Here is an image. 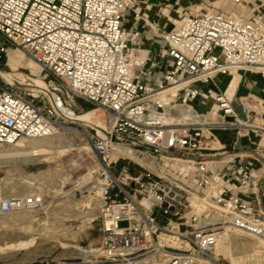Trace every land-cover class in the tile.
Listing matches in <instances>:
<instances>
[{
	"label": "built area",
	"instance_id": "2783aa9c",
	"mask_svg": "<svg viewBox=\"0 0 264 264\" xmlns=\"http://www.w3.org/2000/svg\"><path fill=\"white\" fill-rule=\"evenodd\" d=\"M159 1L161 13L175 7L180 17L168 31L149 23L137 0H0V58L19 49L39 66L0 78V144L57 133L86 140L103 202L101 253L89 264H225L215 253L224 234L264 241V206L241 195L264 175L256 178L252 158L217 148L210 131L254 134L264 153V117L246 99L239 113L223 91L202 89L217 74L264 76V11L246 19ZM145 28L159 40L156 58L135 56ZM77 100L92 108L76 111ZM214 103L221 113L210 112ZM96 111L103 120H93ZM84 112L92 114L80 119ZM42 202L0 195V215Z\"/></svg>",
	"mask_w": 264,
	"mask_h": 264
},
{
	"label": "rangeland",
	"instance_id": "374dc122",
	"mask_svg": "<svg viewBox=\"0 0 264 264\" xmlns=\"http://www.w3.org/2000/svg\"><path fill=\"white\" fill-rule=\"evenodd\" d=\"M187 2H189V12H193L194 4L202 6V0H187ZM241 4H244V1ZM205 8L209 10L219 8L223 11L237 12L239 5L232 4L230 0H224L223 3L215 7L206 6ZM260 11H264V0H251L250 4L240 10L239 13L244 18L249 19L256 16ZM164 65L165 63L161 67ZM11 69L15 70L16 68L10 66L9 57L3 56V59H0V78L9 80L8 73ZM158 70L160 68H157ZM17 71L28 74L27 68L24 67L18 68ZM24 74L23 77H25ZM74 108L76 111H81L91 109L92 105L77 100ZM92 118L94 121L103 120V112L96 111ZM53 136H55L54 141L56 140V143L68 141L70 144L62 147L63 151L59 154L45 156L46 159L42 163L30 161L23 163L14 157L0 156V186H3L4 193L9 194L7 188L12 184L18 185L23 182L27 185L25 190L29 191L28 194H40L43 199L41 206L37 209L0 215V264H89L93 257L88 258L74 254L69 246L76 245L82 248L98 249L101 245V205L89 209L82 202L85 196H88L89 199L101 200V194L95 193V190L90 188L93 187L94 182L102 183L100 178L96 176L98 160L81 135L57 133ZM23 141L26 142L27 139ZM1 146L0 150L5 149L2 144H0ZM40 173H45V175L41 178L39 176L40 180L37 183H28L30 177ZM28 175L29 177H26ZM12 192L16 194V190ZM74 203L75 205H73ZM78 212L84 214L71 216V214ZM37 220L38 224H35ZM43 221L47 225L45 226L46 229L42 227L45 225ZM40 223L41 228L47 232L39 228ZM119 224L123 226L125 222L122 221ZM25 225H34L31 227L32 229L34 227L33 232L30 231L31 228L27 231L29 236L35 238L33 243L26 247H9L10 244L16 243V241L10 240L12 239L13 228L16 229ZM41 230L45 231V235ZM244 237L251 240L250 236ZM56 240L59 242L57 246H55ZM261 242L264 243L262 240ZM219 256L225 260V264H232L233 260L237 264H264V255L253 251L232 260L222 255Z\"/></svg>",
	"mask_w": 264,
	"mask_h": 264
},
{
	"label": "crops",
	"instance_id": "0c3cea01",
	"mask_svg": "<svg viewBox=\"0 0 264 264\" xmlns=\"http://www.w3.org/2000/svg\"><path fill=\"white\" fill-rule=\"evenodd\" d=\"M138 7L141 12L148 13L149 23H154L158 26L160 32L168 31L172 24L178 23L179 14L176 12V8L169 10L167 12L161 13V1L159 0H137ZM196 1V0H193ZM211 2L213 4L211 5ZM251 0H244V4L239 5L237 12H240L245 6L249 5ZM145 3V4H144ZM187 0H181V6L179 7L180 12H189ZM221 4L219 0H209L208 6L215 7ZM146 5L151 7L150 10L145 9ZM193 12L198 10H209L208 8L202 7L198 4H194ZM191 12V11H190ZM172 22V23H171ZM158 38L154 36L150 29H143V37L141 39L139 52H144L147 56L151 58H156L158 54ZM158 65L155 69V77H160L162 75L164 64ZM157 68L160 70L157 71ZM236 77V78H235ZM234 81L232 93L230 99L232 100V105L237 112L242 111L241 102L243 99H246L247 102H244L246 108L248 104L251 106L250 109L259 111L264 117V76L255 71H246V72H235L232 75L230 74H217L211 83L202 87L204 91L207 89H213L215 91H223L226 96V91ZM247 103V105H246ZM195 106H199V102H195ZM253 107V108H252ZM212 133L215 135L218 146L223 151H234L237 152V155H240L243 160H248L249 157L252 158L253 163V172L255 173L256 178H260L264 175V164L260 165V160L255 159V155L258 154L264 158V153L260 149L256 148V143L258 137L254 134L250 135H238L235 130H213ZM242 197L247 200H253L256 203H259L264 206V184H260L256 189L254 187L249 188V193H241Z\"/></svg>",
	"mask_w": 264,
	"mask_h": 264
},
{
	"label": "bare ground",
	"instance_id": "6f19581e",
	"mask_svg": "<svg viewBox=\"0 0 264 264\" xmlns=\"http://www.w3.org/2000/svg\"><path fill=\"white\" fill-rule=\"evenodd\" d=\"M219 1L221 3L224 2V0H219ZM212 4L213 3H211V5ZM135 7H137V10L141 13V15L146 16L145 12L143 13L140 11L138 5H135ZM145 9H147V6L145 7ZM196 11L206 12L207 10H198V8H197ZM143 55H144V52H138V54H136L135 56H143ZM8 57H9V64L12 68L24 67V68L29 69L32 73H37L39 71V66L37 65V63L32 61L31 59L27 58L23 54V52L19 49H14V48L9 49L8 53H7V58ZM233 73H235V71H233ZM17 75L21 78L23 77L22 72H17ZM38 83L40 85H44V83L42 81H38ZM234 84H235L234 81L232 83H230V85L226 91V97L228 99H230V97H231V93H232V89H233ZM246 105H247V103H246ZM244 107L246 108L245 105H244ZM248 107L251 108V106L249 104H248ZM210 112L214 113V114L221 113V110H219L217 103H214ZM91 114H92V112H84V113L80 114L79 117H80V119H88ZM215 129L222 130V129H218V128H213L210 131L212 132ZM54 137L55 136L51 135V136H44V137H40V138L27 139L26 142L23 141L26 139H19L13 143H2V145L5 147V149L0 150V156L14 157L23 163H24V161L25 162L30 161L32 163H42L46 159L45 156H51L53 154H59V153H61V151H63L62 147L70 144V142H68V141L65 143L58 141V143H56L57 141L56 140H55L56 142L54 141ZM216 144H217L216 147L220 149V147L218 146V142ZM1 148H2V146L0 147V149ZM131 156L133 158L139 159V157H137V155L134 153H132ZM148 165H149V163H148ZM43 175H45V173H40L39 175H35V176L30 177L29 180L27 179L28 183L29 184L37 183V181L40 180V178ZM39 176H40V178H38ZM26 177H29V175ZM84 181H86V180H84ZM2 187L0 186V195H2L4 197L22 196L24 194L28 195V193H29V191L25 190L27 188V185H25L23 182H21L18 185L12 184L10 187H8L7 191L9 192V194H5ZM90 188L95 190V193L101 194L102 183H99V182L95 183L94 182L93 187L91 186ZM15 190H16V194H13L12 191H15ZM23 192H24V194H23ZM83 198H84V200L83 201L80 200V201L84 202V205L88 206L89 209H92L95 206L97 207V205H101L100 207H102L103 202L100 199H93V198L89 199L88 196L87 197L85 196ZM81 204H83V203H81ZM73 205H75V203ZM81 208L83 209V206ZM79 212H80V210H79ZM79 212L73 213V214H71V216H76V215L82 214ZM30 223L32 224V222H30ZM35 224H38V220L35 221ZM44 224H45V222H44ZM32 226H34V225H32ZM32 226L25 225V226H21V227L19 226L17 228L15 227L16 229L13 228V230L11 232L12 239H10V240L16 241V243L10 244L9 247H16V246L26 247L27 245H30L31 243H33L35 238L31 237L27 234V231H29L30 230L29 228H31ZM39 226H40L39 228H41V223ZM45 226H47V225L46 224L44 226L42 225V227H45ZM33 229H34V227H33ZM33 229L31 228L30 231H32ZM41 229L45 230L46 227H45V229H43V228H41ZM45 231L47 232V230H45ZM45 231H42L44 235H45V233H44ZM39 233H41V232H39ZM43 234H40V235H43ZM244 236H249V235L241 234L238 232H231V233L224 234L220 238V240L216 246V249H215L216 255L217 256L222 255L223 257H225L227 259H231V260L235 259L237 257H241V255L246 254V253L251 252V251H253L255 253H259V254L261 253L264 255V243L261 242L260 239H258L257 237L255 238L253 236H250L251 240H247ZM4 244H6V242H4ZM57 244L59 245V242L56 240L55 246H57ZM69 248L71 249L72 253L77 254L79 256H86L88 258L98 256L101 253V251L99 249L82 248V247H79L76 245L69 246ZM219 257H221V256H219ZM233 261H235V260H233ZM233 261H232V264H237L236 262H233Z\"/></svg>",
	"mask_w": 264,
	"mask_h": 264
},
{
	"label": "trees",
	"instance_id": "16d2710c",
	"mask_svg": "<svg viewBox=\"0 0 264 264\" xmlns=\"http://www.w3.org/2000/svg\"><path fill=\"white\" fill-rule=\"evenodd\" d=\"M0 59H3V57H1Z\"/></svg>",
	"mask_w": 264,
	"mask_h": 264
}]
</instances>
